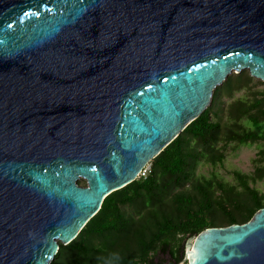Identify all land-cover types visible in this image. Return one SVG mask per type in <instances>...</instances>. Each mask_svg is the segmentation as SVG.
<instances>
[{"label": "water", "instance_id": "obj_1", "mask_svg": "<svg viewBox=\"0 0 264 264\" xmlns=\"http://www.w3.org/2000/svg\"><path fill=\"white\" fill-rule=\"evenodd\" d=\"M243 70L264 81V0H0V264H50ZM192 245L264 264V207Z\"/></svg>", "mask_w": 264, "mask_h": 264}, {"label": "trees", "instance_id": "obj_2", "mask_svg": "<svg viewBox=\"0 0 264 264\" xmlns=\"http://www.w3.org/2000/svg\"><path fill=\"white\" fill-rule=\"evenodd\" d=\"M247 70L229 76L218 92L248 88L231 102L227 121L211 110L193 120L150 161L146 179L107 195L78 235L60 244L50 264H176L187 241L211 227L248 222L264 207V194L251 182L264 178V166L250 177L234 172L238 184L196 174L198 162L225 160L218 144H258L264 155V89ZM260 81H256L257 83ZM86 185V181H78Z\"/></svg>", "mask_w": 264, "mask_h": 264}, {"label": "rangeland", "instance_id": "obj_3", "mask_svg": "<svg viewBox=\"0 0 264 264\" xmlns=\"http://www.w3.org/2000/svg\"><path fill=\"white\" fill-rule=\"evenodd\" d=\"M239 73L232 72L229 76L234 77ZM254 79L256 81H260V83H255V81L252 84V87L255 89H264V81L256 78ZM214 93L212 101L207 107L208 109H212L211 117L215 119L220 118L223 121H227L228 118L226 110L229 104L236 99L246 97L248 88H241L239 90L234 89L229 91V93L220 91L218 92L216 98H214ZM218 147L225 154V160L222 163H217L216 165L210 164L204 160L199 161L196 167L197 175L206 177L216 176L236 185L238 183L235 180V171L252 177L255 175L257 169L264 166V155L261 153V148L258 144L237 145L233 142H230L225 145L218 144ZM250 184L260 193L264 194V178L257 179L256 182H251Z\"/></svg>", "mask_w": 264, "mask_h": 264}, {"label": "built area", "instance_id": "obj_4", "mask_svg": "<svg viewBox=\"0 0 264 264\" xmlns=\"http://www.w3.org/2000/svg\"><path fill=\"white\" fill-rule=\"evenodd\" d=\"M149 172H150V162L142 168V170L138 173L137 178L146 179ZM176 264H190L189 257L184 254L183 258L180 261H178Z\"/></svg>", "mask_w": 264, "mask_h": 264}, {"label": "bare ground", "instance_id": "obj_5", "mask_svg": "<svg viewBox=\"0 0 264 264\" xmlns=\"http://www.w3.org/2000/svg\"><path fill=\"white\" fill-rule=\"evenodd\" d=\"M193 248H194V245H192L191 247H189L188 248V253H187V256L190 258V259H192V262L194 261V257H193V255H192V250H193Z\"/></svg>", "mask_w": 264, "mask_h": 264}]
</instances>
